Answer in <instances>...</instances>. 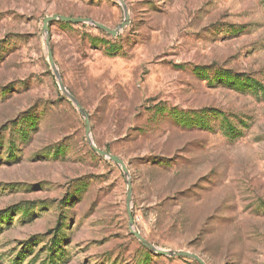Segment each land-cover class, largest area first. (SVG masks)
I'll use <instances>...</instances> for the list:
<instances>
[{
	"label": "rangeland",
	"instance_id": "obj_1",
	"mask_svg": "<svg viewBox=\"0 0 264 264\" xmlns=\"http://www.w3.org/2000/svg\"><path fill=\"white\" fill-rule=\"evenodd\" d=\"M0 0V264H264V0ZM49 39V46L46 40ZM49 47L67 89L62 91Z\"/></svg>",
	"mask_w": 264,
	"mask_h": 264
},
{
	"label": "water",
	"instance_id": "obj_2",
	"mask_svg": "<svg viewBox=\"0 0 264 264\" xmlns=\"http://www.w3.org/2000/svg\"><path fill=\"white\" fill-rule=\"evenodd\" d=\"M119 1L121 2L122 6L124 8L125 20L115 29H113V28H111V27H109V26H107V25H105L99 21H96L92 18H89V17H71V16L55 13V14H52L50 16H47L44 19L43 30H44V32L47 33L48 29H49V25L55 21L71 22V23H90V24L96 26L97 28H100V29L107 31L109 34L116 36L120 32V30H122L124 27H126L130 23V14H129L126 2H125V0H119ZM46 43L49 46V44H50L49 39L46 40ZM49 55H50L51 65H52V67L56 73V76L58 78V81H59V84H60L62 91L75 103V105L78 107L81 114L85 117L86 134H87V137H88L92 147L100 155L108 157L111 160L115 161L116 163L120 164L122 166L125 174L127 176H129L128 166L126 165L125 161L121 157H119L117 155H113V154H111L105 150H102L93 144L92 137H91V127H90L89 115H88L87 111L84 109V107L81 105V103L78 101V99L65 86V84L62 80V77H61V75L57 69L56 63H55L54 58H53V53H52L50 47H49ZM127 204H128V214L130 217L129 226H130L131 233L142 243V245H144L149 250L156 252L158 254L167 255V256H177V257L190 258V259L197 260L201 264H207L204 261V259L200 255H198L197 253L187 251V250H168V249L160 248L157 245H155L154 243L147 240L141 232H139L135 229V219H134V216L132 213V207H131V204H132V184H131L130 179H128Z\"/></svg>",
	"mask_w": 264,
	"mask_h": 264
}]
</instances>
